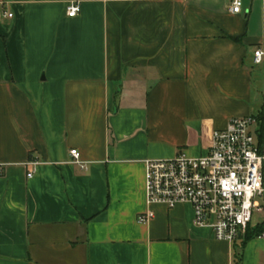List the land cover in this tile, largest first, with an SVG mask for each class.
Returning a JSON list of instances; mask_svg holds the SVG:
<instances>
[{
  "label": "crops",
  "instance_id": "1",
  "mask_svg": "<svg viewBox=\"0 0 264 264\" xmlns=\"http://www.w3.org/2000/svg\"><path fill=\"white\" fill-rule=\"evenodd\" d=\"M232 1L0 0V264H264V233L217 240L145 191L147 160L262 109L264 0Z\"/></svg>",
  "mask_w": 264,
  "mask_h": 264
},
{
  "label": "built area",
  "instance_id": "2",
  "mask_svg": "<svg viewBox=\"0 0 264 264\" xmlns=\"http://www.w3.org/2000/svg\"><path fill=\"white\" fill-rule=\"evenodd\" d=\"M241 10V0H233L230 11ZM80 11L79 2L67 7L71 18ZM253 62L264 65V42L254 49ZM70 155L84 167L78 149H71ZM27 176L32 177L33 171ZM145 191L148 204L192 205L195 224L211 228L217 240L233 243L244 238L254 212L264 210L260 202L264 200V128L261 130L257 115L231 118L225 128L214 130L207 155L179 153L174 158L147 160ZM154 216L149 210L138 219L147 222Z\"/></svg>",
  "mask_w": 264,
  "mask_h": 264
},
{
  "label": "trees",
  "instance_id": "3",
  "mask_svg": "<svg viewBox=\"0 0 264 264\" xmlns=\"http://www.w3.org/2000/svg\"><path fill=\"white\" fill-rule=\"evenodd\" d=\"M259 121H260V127L261 130L264 128V104L262 106V109L256 114ZM264 233V222L259 223L257 226H250L247 229L244 243H246L248 240L252 239L253 237L260 236Z\"/></svg>",
  "mask_w": 264,
  "mask_h": 264
},
{
  "label": "rangeland",
  "instance_id": "4",
  "mask_svg": "<svg viewBox=\"0 0 264 264\" xmlns=\"http://www.w3.org/2000/svg\"><path fill=\"white\" fill-rule=\"evenodd\" d=\"M262 206L264 207V200L260 199ZM264 219V212H254L252 219V226H256L260 221Z\"/></svg>",
  "mask_w": 264,
  "mask_h": 264
}]
</instances>
